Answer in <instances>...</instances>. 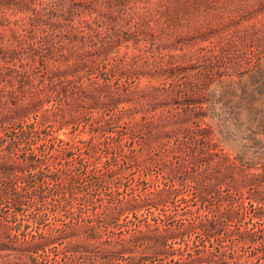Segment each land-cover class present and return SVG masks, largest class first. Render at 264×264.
Here are the masks:
<instances>
[{
    "label": "rangeland",
    "instance_id": "obj_1",
    "mask_svg": "<svg viewBox=\"0 0 264 264\" xmlns=\"http://www.w3.org/2000/svg\"><path fill=\"white\" fill-rule=\"evenodd\" d=\"M17 1L23 2L0 0V5L18 6ZM212 1L213 7L207 9L198 8L197 0H181L182 7H188L190 13L184 16L181 27L172 31L166 26L163 28L159 23V20L169 18L165 13L168 5L161 0H111L110 5L97 3V0H66L65 6L74 4L78 10L71 16L75 18V24L92 21L89 9L84 7L87 3H91L89 6L97 9V13H107V16L116 17L118 20L120 15L124 18L126 15L124 21L130 20V23L125 22L124 31L129 41L116 46V54H127L130 59L131 55L138 54L148 64L141 61L140 69L130 77L114 72L112 64L106 68L101 66L98 70L82 73V88L91 92L90 96L84 93L75 95L79 98L78 101H72L76 107L74 110H70L67 102L61 101L55 95L48 97L45 93H38L26 96L24 101L19 99L15 105L11 103L6 112L3 111L6 114L20 109L26 103L35 104L34 110L32 109L21 125L14 126L7 122L0 127V136H4L6 142L12 140L10 132L13 129L20 130L22 127L32 137L31 142L21 145L22 148L10 150L0 146V165L7 164L21 170L17 184L16 179L10 175L5 179V185L14 197L18 196L15 187L19 190L24 187L27 188L26 191H30L34 186L38 188L39 193L35 196L33 205H0L2 224L14 220L16 213L27 214L21 226L10 231L8 229L6 234L9 236L11 232V237L8 245L0 246V264H62L65 260L71 262L74 257L82 262L88 257L101 263L104 260L102 256L108 252V240L115 242L129 237L127 230L131 227L126 224L134 218L135 213L144 214L149 222L159 224V230L163 232L168 228V224L177 226L182 218H190L197 212L206 211L202 201L197 200L194 190L187 189L178 179L174 181L175 187L179 188L180 192L183 191L186 201L176 204V201L172 202L174 198H170L169 202L151 201L148 206L135 212L123 210L122 203L126 200L141 198L157 188L166 187L164 183H170V178L163 165L166 161L176 165L178 162V154L172 149L177 145L178 135L160 139L146 135L147 141L142 143L138 141V137L132 138L135 133L134 125L144 117L158 119L160 116H168L169 110L181 112L185 102L183 95L180 97V94L174 92L168 96L163 93L149 96L148 105L137 104L135 98L128 101L126 88L132 85L130 90L149 84H169L174 75L183 74L186 78L177 77L176 81L182 80L189 86L194 85L190 92H194L197 98L194 104L195 114H192L189 121L194 126V134H198L196 128L208 130L205 138L217 151L236 158L239 164H245L246 167L256 166L247 168L249 172H264V0ZM39 3L40 0L35 1L37 7L40 6ZM57 7L58 11H55L58 14L63 13V4L58 3ZM161 10L164 11L163 15H160ZM171 10L176 12L173 6ZM0 16L5 20L0 21L3 24L0 25V43L4 41V37L7 39L11 33L10 28L22 35L20 23H15L26 16L24 12L17 8L7 14L0 13ZM57 17L48 16L47 20L52 23ZM140 17L156 21L145 25V29L150 33L143 32L140 37L145 39L137 41L134 37V25ZM62 18L69 16L65 14ZM66 21L69 20L64 19V22ZM43 33L44 31L36 30L34 34L41 37ZM30 34H33L31 30L26 36ZM123 34L121 36H124ZM24 41L14 38V47H23L27 44ZM4 62L6 61L3 56L0 57V65H5ZM9 63L13 65L14 61ZM42 63L38 58L36 64L40 76L46 73ZM46 64L49 70L59 67V63L50 59ZM157 64H162L163 68ZM29 71L32 73V69ZM91 84L95 85L89 87ZM116 90H119V93L115 92ZM110 98L113 99L110 101ZM125 109H133V112H127ZM118 115L125 117L119 123H111L108 131L103 133L100 126L110 117ZM141 132L143 133V130ZM180 137L183 140L184 134ZM24 154H32L30 164L24 160ZM22 178H25L26 184L22 182ZM0 181H3L2 178ZM258 187L261 205L260 237L258 236L253 244L246 246L227 239L225 244L228 246L229 264H264V233L261 230L264 227V183L260 182ZM236 188L232 190L223 183L216 190L214 201L217 203L218 198L228 192L236 193ZM239 190L241 193L234 195L241 196V199L234 206H247L249 200L253 199L252 188L243 184ZM179 196L182 197L183 194ZM120 199L122 201L118 203ZM106 207L112 210L108 218L110 227L107 228V224L102 223L99 241L83 242V254H74L71 251L73 246L68 245V241L80 240L72 228L78 218H91L95 220L94 223H99L98 213ZM120 209L123 211L120 212ZM172 210H178L179 214L166 222L156 223L152 219L154 216L160 217L173 212ZM252 215L253 212L247 207L240 217L247 221ZM245 221L234 219L236 230L259 228L258 224ZM139 224L138 229L147 230L145 221ZM56 229H67L71 237H62L46 246V249L29 251L30 247L24 241L30 237L24 239L23 236L28 232L54 233ZM15 234L20 237L18 241H13ZM191 235L195 241L191 240L190 244H202L203 235H200L198 230ZM127 256L129 254L116 255L122 263H125L124 258Z\"/></svg>",
    "mask_w": 264,
    "mask_h": 264
},
{
    "label": "trees",
    "instance_id": "obj_2",
    "mask_svg": "<svg viewBox=\"0 0 264 264\" xmlns=\"http://www.w3.org/2000/svg\"><path fill=\"white\" fill-rule=\"evenodd\" d=\"M22 1L16 2L18 6L0 5V13L7 14L8 11L17 10L18 8L26 14L25 17L15 23L16 25L20 23L23 31L22 35H19L17 30L10 28L11 33L7 36V39L4 37V41L0 43L2 44L0 47V57L3 56L6 61L4 62L5 65H0V127H3L7 122L14 126L25 122L27 115L32 109L34 110L35 107L33 105L35 104L26 103L20 109L6 114L3 111L6 112L9 105L11 103L15 105L19 99L24 101L28 95L32 96L38 93H45L48 97L55 95L61 101L67 102L66 104L70 110H74L76 107L72 101H78L77 98H79L75 97V95L84 93L90 96L91 92L87 88H82V73L98 70L101 66L106 68L109 64H112L111 68L114 72H120L121 75L125 74L130 77L140 69L139 63L141 61L148 64L138 54L131 55V59L127 54L122 56L116 54V46L124 41H129L126 31H124V26L130 23V20L124 21L126 15L125 18L120 15L118 20L116 17L107 16V13H97L98 10L89 6L91 3H87L84 7L87 6L89 11L87 8H84V10L91 14L92 21L86 20L75 24V18H71V16H74L78 10L74 4L70 7L65 6L67 4L66 0H40V6L38 7L35 5L36 0ZM110 1L97 0V3L110 5ZM161 2H165L168 5L165 13H167L169 18H166L164 21L159 20V23H161L163 28L166 26L172 31H177L181 27L184 16L190 13L189 8L186 7L185 9L182 7L181 0H161ZM58 3L59 5L63 4L62 12L67 14L69 18H62L65 15L63 13L58 14ZM197 4L198 8L205 7L207 9H211L214 5L212 0H197ZM172 6L175 7L176 12L175 10H171ZM182 9L183 11L181 12ZM159 12L160 15L164 14L162 10ZM56 15L58 17L52 23L47 20L48 16L52 18ZM64 19L69 21L64 22ZM147 19V17H140L135 22L136 31L134 32V37L137 41L145 39L140 37L143 32L146 34L150 33L145 29V25H150L151 22L156 21ZM0 21H5L4 17L0 16ZM0 25L3 24L0 23ZM48 27L50 28L46 29ZM30 30L33 34L26 36ZM36 30L40 32L44 31L43 35L37 37L34 34ZM122 34L124 36H121ZM150 35L154 36L153 34ZM14 38L18 41L25 40L24 42L27 44L23 47H14ZM119 41L120 43L117 44L116 42ZM37 57L39 61L42 60V64L46 68V76V73L40 76L36 64ZM48 59L59 63V67L49 70L46 64ZM8 61H14L13 65ZM157 66L163 68L162 64H157ZM31 69L32 73L29 71ZM177 77L186 78L183 74H176L172 77L169 84H149L135 87L132 90L130 89L133 85L130 88H126L128 101H133V98H135L137 104L148 105L150 103L149 96L159 95V93L168 96L174 92L178 95L180 94V97L183 95L185 102L184 109L181 112L169 110L170 115L160 116L158 119H150L143 116V120L134 125L135 133L132 138L138 137V141L142 143H146L144 142L147 141L146 135L155 139L163 137L171 138L174 135H178L177 145L172 148L178 154V162L176 165L170 161H166L163 165L170 178V183H164L166 187L157 188L149 195L142 196L141 198L134 197L126 200L122 203L124 207L122 208L123 210L129 209L135 212L148 206L151 201L169 202L170 198H174L172 202L175 203L176 201V204L186 201L187 198L183 191L180 192L179 188L175 187L174 181L178 179L187 189L191 188L194 190L197 200L200 199L202 201V205L206 211L203 213L197 212L196 215L190 218H182L179 220L180 224L177 226H174L173 223L168 224V228L163 232L159 230V224L155 225L149 222L147 216L144 214L139 215L135 213L134 218L128 220L126 224V226L131 227H128L129 230H127L129 237L121 238L115 242L108 240V252L102 256L103 262L100 263L96 260L88 259V257L87 260L82 262L80 259L74 257L71 259V262L65 260L62 264H229V251L228 246L225 244L227 239L246 246L253 244L256 238L260 237L261 205L258 198L260 195V188L258 186L260 182L264 183V172L261 174L260 172H249L247 168L256 166L247 165L246 167L245 164H239L236 158H231L229 155L217 151L213 147L214 145L205 138L208 130L205 131L201 127L196 128L198 134H194V126L191 125L192 122H189L191 121L192 114H195L194 104L197 100L194 92H190V89L194 85L189 86L182 80L176 81ZM37 79L38 83H36ZM92 85L95 84H91L89 87H92ZM118 91L116 90L115 92L119 93ZM82 97L84 96L82 95ZM112 99L110 98L109 100L111 101ZM110 105L111 107L113 106L112 102H110ZM111 107L108 108L111 109ZM125 110L133 112V109ZM123 117L125 116L118 115L106 120L100 126L103 133L106 130L108 131L111 123H119L124 119ZM142 130L143 133L141 132ZM182 134H184L183 140L180 137ZM10 136L13 138L9 142H6L7 140L4 136H0V146H5L6 149L11 150L17 147L22 148L21 145L23 143L32 141V137H30L28 131L23 129V127L20 130L13 129L10 132ZM170 152H172L171 149ZM23 157L30 164L29 160H32V154H24ZM20 172V168L8 166L7 164L0 165V178L3 180L0 181V205L6 204V207H9L12 204L22 206L27 203L30 205L34 204L35 196L39 193L37 187L32 186L30 191H26L27 188L24 187L21 190L15 187V193L18 196L14 197L9 187L5 185V179L8 175L16 179L15 184H17ZM22 182L26 184L27 181L25 178H22ZM223 183L230 186L232 190L237 187L236 193H233V191L228 192L224 196H220L216 203L213 199L214 194ZM243 184L251 186L253 199L249 198L247 206L242 204L234 206L241 199V196L235 197V195L241 193L239 187ZM42 193L44 192L42 191ZM181 193L183 194L182 197L179 196ZM27 198L28 200H26ZM121 201L120 199L118 203ZM247 207L253 212V215L250 217V220L245 221L240 216L243 215V210H247ZM123 210L120 209V212ZM111 214L112 210L110 207L103 209L101 213H98V216H100L99 223H94L95 220L91 218L79 217L72 228L80 240L75 242L70 238L73 241H68V245L73 246L71 251L73 253H80L79 255H81L84 252L81 246L83 242H88L89 240L98 242L101 238V224L106 223L107 228L110 227L108 224L111 223L108 222V218ZM178 214V210H175V212H169L160 217L154 216L152 219L156 223L166 222L167 219L174 218ZM26 217L27 214L18 215L16 213L14 220L10 221L12 223L7 222L2 224L0 221V246L5 247L8 245L7 242L11 237V232L9 236L6 234L8 229L10 231L18 228L23 224L22 221ZM256 218L258 219L257 221L255 220ZM234 219L258 224L259 228L257 230L254 228L236 230L233 222ZM142 221H145L147 230L138 229L140 227L139 223ZM196 230H198L200 235H203L202 244L199 245L194 242L190 244V241L193 240L191 234ZM261 230L264 233V227ZM110 231L114 232V230ZM157 232L161 234H157ZM27 236L30 239L24 242L29 245V251L37 252V250L46 249V246L57 242L62 237H71V234H68L67 229H56L54 233L28 232L23 238L27 239ZM12 238H14L13 241H18L20 237L18 234H15ZM117 254H129V256L124 258L126 259L125 263H122L116 257ZM22 264H26V262Z\"/></svg>",
    "mask_w": 264,
    "mask_h": 264
}]
</instances>
